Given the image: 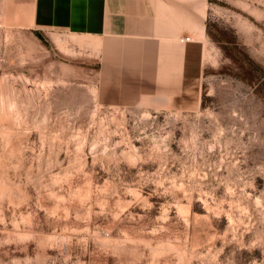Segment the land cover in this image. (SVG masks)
<instances>
[{
    "label": "rangeland",
    "instance_id": "rangeland-1",
    "mask_svg": "<svg viewBox=\"0 0 264 264\" xmlns=\"http://www.w3.org/2000/svg\"><path fill=\"white\" fill-rule=\"evenodd\" d=\"M205 2L199 95L123 106L0 0V264H264V0Z\"/></svg>",
    "mask_w": 264,
    "mask_h": 264
},
{
    "label": "crops",
    "instance_id": "crops-1",
    "mask_svg": "<svg viewBox=\"0 0 264 264\" xmlns=\"http://www.w3.org/2000/svg\"><path fill=\"white\" fill-rule=\"evenodd\" d=\"M205 4V0H33L32 23L36 31L81 36L93 45L95 87L105 101L187 106L200 91L203 46L197 38L205 29Z\"/></svg>",
    "mask_w": 264,
    "mask_h": 264
},
{
    "label": "built area",
    "instance_id": "built-area-1",
    "mask_svg": "<svg viewBox=\"0 0 264 264\" xmlns=\"http://www.w3.org/2000/svg\"><path fill=\"white\" fill-rule=\"evenodd\" d=\"M183 40H184V41H189V38H184Z\"/></svg>",
    "mask_w": 264,
    "mask_h": 264
}]
</instances>
